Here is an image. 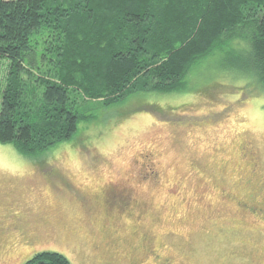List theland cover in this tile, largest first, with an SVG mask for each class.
<instances>
[{
  "label": "rangeland",
  "instance_id": "rangeland-1",
  "mask_svg": "<svg viewBox=\"0 0 264 264\" xmlns=\"http://www.w3.org/2000/svg\"><path fill=\"white\" fill-rule=\"evenodd\" d=\"M244 62L239 48L215 53L181 91L105 109L36 159L0 144V264L43 251L71 264H264V212L247 209L264 202V85ZM7 68L0 59V102Z\"/></svg>",
  "mask_w": 264,
  "mask_h": 264
},
{
  "label": "trees",
  "instance_id": "trees-1",
  "mask_svg": "<svg viewBox=\"0 0 264 264\" xmlns=\"http://www.w3.org/2000/svg\"><path fill=\"white\" fill-rule=\"evenodd\" d=\"M238 48L264 85V0H0V144L36 159L105 109L181 91L195 66ZM41 262L71 264L53 251L24 264Z\"/></svg>",
  "mask_w": 264,
  "mask_h": 264
},
{
  "label": "flooded vegetation",
  "instance_id": "flooded-vegetation-1",
  "mask_svg": "<svg viewBox=\"0 0 264 264\" xmlns=\"http://www.w3.org/2000/svg\"><path fill=\"white\" fill-rule=\"evenodd\" d=\"M111 194V193H110ZM110 194H109V196H110ZM117 195H119V197H120V200L119 201H117L116 202V198H117ZM114 196L116 197L115 199H114V201H115V203H118V202H123L124 200H125V197H123V194L122 193H114ZM113 196V197H114ZM260 205L258 206V205H255V204H253V203H251V205L250 206H248V204H247V206H248V210H250V211H263L264 212V202L263 203H259ZM123 205H126V202L125 203H123ZM127 205H128V202H127ZM264 218V217H263ZM15 227V225H13L12 224V228H14ZM156 257H157V255H156ZM162 264H169L168 262L166 263V262H164V263H162Z\"/></svg>",
  "mask_w": 264,
  "mask_h": 264
},
{
  "label": "snow or ice",
  "instance_id": "snow-or-ice-1",
  "mask_svg": "<svg viewBox=\"0 0 264 264\" xmlns=\"http://www.w3.org/2000/svg\"><path fill=\"white\" fill-rule=\"evenodd\" d=\"M157 115L161 118V119H166V113H157ZM9 161L8 158L5 156V154L3 152H0V167H4L6 168L8 165Z\"/></svg>",
  "mask_w": 264,
  "mask_h": 264
},
{
  "label": "water",
  "instance_id": "water-1",
  "mask_svg": "<svg viewBox=\"0 0 264 264\" xmlns=\"http://www.w3.org/2000/svg\"><path fill=\"white\" fill-rule=\"evenodd\" d=\"M38 264H50V263H48V262H41V263H38Z\"/></svg>",
  "mask_w": 264,
  "mask_h": 264
}]
</instances>
